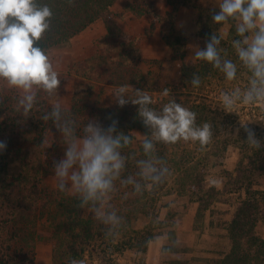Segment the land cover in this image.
Masks as SVG:
<instances>
[{
    "label": "trees",
    "instance_id": "16d2710c",
    "mask_svg": "<svg viewBox=\"0 0 264 264\" xmlns=\"http://www.w3.org/2000/svg\"><path fill=\"white\" fill-rule=\"evenodd\" d=\"M116 1L36 0L38 5L46 4L53 11L50 28L42 35L39 46L48 54L49 49L68 44L75 35L99 18L110 20L111 7ZM168 1L173 5L176 3V0ZM184 2L185 0H179L177 3ZM145 11L147 10H143ZM219 11L212 6L199 8L197 11V36L201 40V48L205 47L206 40L212 34H221L220 27L223 23L215 24L212 20V15ZM159 17L162 18L161 15ZM138 40V36L133 38L131 34L127 41H117L115 46L107 40L104 42L107 48L99 54H93L92 57L96 59L94 63H87L90 58L80 59L78 62L73 60L67 64L66 71H57L61 80L56 90L58 93L50 97L39 91L37 102L27 118L17 111L15 96L0 93V141L6 143V149L0 150V264H34L38 241L36 230L46 215L48 220L53 218L57 237L53 264H70L72 259L81 260L91 243L114 241L118 231L127 230L132 224L146 217L156 221L157 226L147 227L139 244L147 247L158 233L167 239L163 249L174 250L178 225L175 213L171 209L161 219L157 205L159 196L169 184L168 176L158 185L144 182L136 176L139 169L135 160L146 158L142 141H138L134 134L135 129H144L138 112L139 105L129 102L123 107L118 104L110 107L106 103L107 87L111 86L127 85L145 90L149 94V87L146 86L147 73L140 67L146 58L137 46ZM172 42L168 41L170 45ZM100 44L102 42L99 41L97 45ZM223 44H226L225 39L219 47ZM202 62L207 64L206 68H210L208 62ZM70 75L88 80L86 89L77 87L74 90L71 104L66 107L72 117L81 127L88 119L99 121L105 128L113 119L117 120L118 131L132 137L131 145L122 149V154L129 157L135 154V159L130 158L126 162L121 179L132 175L142 184L147 183L142 194H138L132 185L122 186L120 180L115 181L117 190L110 194L106 202L108 210L115 211L121 217L120 223L114 226L98 221L90 206L81 208L78 195L61 192L58 187L49 190L43 184V178L53 171V162L61 159V142L58 141L62 137L51 119L45 122L40 117L51 111L50 101L57 97L64 86V78ZM128 95L134 97V89H129ZM150 96L154 101V97ZM159 104L165 103L154 101L150 107L160 111L162 108ZM144 132L151 135L146 130ZM50 134L54 135V141L42 145V141ZM167 148V144L156 143L155 155L166 159ZM252 150V154L243 156L225 181V184L233 183L237 206L227 226L230 248L220 255L217 264H264V144L259 149ZM15 162L19 163L20 170L10 173L9 165ZM203 165L198 167L188 161L177 180L178 190L198 204L197 215L201 219L219 193L217 184L206 185L205 171L208 166L205 163ZM194 166L196 167L193 170L189 169ZM108 227L113 229L112 236L106 235ZM169 264L203 263L190 258H175Z\"/></svg>",
    "mask_w": 264,
    "mask_h": 264
},
{
    "label": "rangeland",
    "instance_id": "374dc122",
    "mask_svg": "<svg viewBox=\"0 0 264 264\" xmlns=\"http://www.w3.org/2000/svg\"><path fill=\"white\" fill-rule=\"evenodd\" d=\"M178 1L176 0L173 5L168 0H117L111 7L110 20L99 18L75 35L68 44L55 46L48 51L47 55L56 70L57 65L61 68L73 60L78 62L80 59L90 58L87 63H94L96 59L92 57L93 54L105 50L107 45L104 42L107 40L113 42L112 45L115 46L117 41H127L130 34L133 38L138 36L137 46L141 48L146 58L140 67L147 73L146 86L149 87L148 92L154 97V101L157 103L164 101L167 104L175 99L197 114V126H202L205 122L212 125V138L204 146L198 141L184 140L167 144L169 148L166 149L167 157L164 161L170 170L167 175L169 184L159 196L157 205L161 219H164L171 209L175 213L178 225L174 250L163 249L167 239L158 233L147 247L139 244L142 233L157 226L156 221L146 217L132 224L129 229L118 231L114 241H99L88 245L85 256L81 259L84 264H169L175 258L185 257L203 264H217L220 254L230 248L227 226L237 206V195L233 183L225 184V181L243 156L245 157L247 153L252 154V149L255 148L246 141L247 135L241 127L242 122L247 123L248 127L255 131L261 144H264V102L250 105L237 103L232 112L223 109L222 93L231 92L236 88L246 89L251 78V73L243 67L231 44L233 39L240 38L235 31L236 22L229 20L220 27V33L226 41L220 48L226 51L227 59L237 64V75L235 79L229 81L211 64L210 68H206L207 64L192 57L194 48L197 46L201 48L202 45L197 36L199 22L197 11L208 6L220 10L219 0H185L181 4L177 3ZM145 9L147 11L143 12ZM93 40L94 47L88 48ZM171 40L172 45L168 43ZM99 41L102 44L97 45ZM194 73L201 77L199 87H193L190 83ZM86 82L88 80L85 78L66 76L62 90L50 104L52 105L55 100L63 107H69L74 90L77 87L86 89L88 87ZM118 87H107L106 103L110 107L117 105L113 92ZM164 89H168V95H164ZM0 93L12 94L17 101L21 95L20 90L9 86L3 79H0ZM165 104L159 105L163 108ZM143 126L144 129L134 130L138 141H142L143 135L146 134L144 130L150 133V129ZM46 139L52 143L55 137L50 134ZM58 142H61L63 158L66 145L62 139ZM188 161L198 167L205 163L208 166V170L205 171L206 185L215 183L219 189L211 208L202 219L197 215L198 204L178 190L177 180ZM196 166L189 169L193 170ZM19 170V163L9 165L10 173ZM43 184L49 190L58 187L54 169L43 178ZM52 221L53 218L48 220L46 215L36 230L38 241L34 264H53V250L57 237Z\"/></svg>",
    "mask_w": 264,
    "mask_h": 264
},
{
    "label": "clouds",
    "instance_id": "9594fccd",
    "mask_svg": "<svg viewBox=\"0 0 264 264\" xmlns=\"http://www.w3.org/2000/svg\"><path fill=\"white\" fill-rule=\"evenodd\" d=\"M219 9L212 15V20L219 25L229 20L236 22L235 31L240 38L233 39L231 44L243 67L251 73L246 89L236 88L222 93L223 109L232 112L237 103L264 102V0H219ZM52 16L51 8L46 4L38 5L36 0H0V79L20 90L17 111L25 118L34 108L39 91L51 97L61 83L49 56L38 44L50 28ZM223 39V34H212L204 48H194L192 57L208 62L231 81L237 75V64L227 59L226 51L219 47ZM190 83L199 87L201 77L194 73ZM128 92L127 85L119 86L113 92L115 102L120 107L129 102L139 105V116L151 133L150 136L143 135L141 143L146 158L135 160L139 169L136 176L144 182L158 185L170 170L166 162L155 155L156 143L175 144L184 140L198 141L204 146L212 138V125L205 122L197 126V114L175 99L157 111L150 107L154 101L145 90L134 89V97ZM164 95H168V89H164ZM40 119L45 122L51 119L66 145L63 158L53 162L59 190L78 195L80 207L90 206L102 224H119L121 217L115 211H109L106 205L110 194L117 190L115 181L120 180L122 186L132 185L138 194L147 187V183L142 184L132 175L121 179L126 162L130 158L135 159V154L131 157L122 154V149L131 145L132 137L118 131V121L114 119L106 128L95 119H88L81 127L69 109L55 100L51 111ZM241 127L248 144L259 149L261 141L255 131L244 122ZM236 131L238 134L239 129ZM42 145H47V139L42 141ZM4 149L6 143L0 141V150ZM106 235H113L112 227H108ZM70 264H84V261L72 259Z\"/></svg>",
    "mask_w": 264,
    "mask_h": 264
},
{
    "label": "crops",
    "instance_id": "0c3cea01",
    "mask_svg": "<svg viewBox=\"0 0 264 264\" xmlns=\"http://www.w3.org/2000/svg\"><path fill=\"white\" fill-rule=\"evenodd\" d=\"M84 31V30H83ZM93 45H95V40H93V41H91V43L87 46L88 48H90L91 46H93ZM87 47H85V48H87ZM94 47V46H93ZM91 52V51H90ZM69 64V63H68ZM56 71H58V72H61V71H66V69H67V64H64L61 68H59V66L57 65L56 66ZM74 75H70V76H67L68 78H72ZM197 207H198V205H197ZM165 243H167V242H165ZM165 245V244H164ZM221 255V254H220ZM220 257V256H219ZM186 258V257H185Z\"/></svg>",
    "mask_w": 264,
    "mask_h": 264
}]
</instances>
